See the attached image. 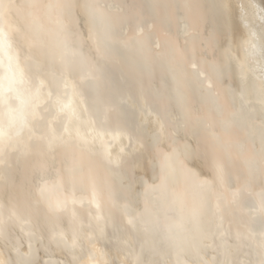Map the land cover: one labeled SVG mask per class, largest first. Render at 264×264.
<instances>
[{"label": "bare ground", "instance_id": "bare-ground-1", "mask_svg": "<svg viewBox=\"0 0 264 264\" xmlns=\"http://www.w3.org/2000/svg\"><path fill=\"white\" fill-rule=\"evenodd\" d=\"M90 2L128 46L118 45L115 58L98 65L95 78L73 64L63 72L67 89L50 75L60 77L62 70L49 62L48 48L35 42L34 17L55 31L49 23V0H38L35 7L30 0H4L0 8V30L5 34L0 75L19 64L25 96L44 82L40 95L32 99L36 115L29 107L24 124L10 126V109L16 110L19 100L5 81L0 124L8 136L0 144V211L5 217L0 260L16 264L33 240L34 255L56 264H72L73 255L82 264H92L89 256L96 257V264H264V108L258 103L261 85L256 71L261 56L245 54L249 29L240 28L236 6L241 0H61L71 5L62 9L69 49L84 57L94 56L99 30L83 7ZM58 11L52 10L53 19ZM250 24L262 35L258 19ZM146 34L151 40L141 50L134 38ZM54 38L44 37L49 45ZM193 63L203 74L202 83L190 75ZM181 69L189 74L186 84ZM178 81L183 101L177 94ZM65 92V103L75 109L71 123L63 120L56 105ZM182 112L189 116L187 124ZM63 123H68L73 143L57 141L49 148L53 136L69 139ZM77 128L81 134L97 136L95 143L83 148ZM116 129L124 131L115 147L116 152L124 147L122 164L111 175L97 170L99 209L91 202L87 184H78L74 192L83 203H70L66 212L53 215L35 204L36 188L43 180L64 177L72 196L65 170L82 151L96 159L102 141L111 139L100 134ZM154 135L160 136L158 147H153ZM185 143L195 152V159L185 164L197 176L182 177L177 184V190L186 193L184 204L170 205L149 193L146 206L145 185L158 182L160 150H182ZM217 163L223 166L222 179L216 175ZM205 179L211 184L193 220L189 209L200 200L196 184ZM12 212L15 216L8 219ZM130 218H136L134 224L128 223ZM50 231H63L69 240L75 235L79 247L69 250L49 243ZM29 232L44 236L47 251Z\"/></svg>", "mask_w": 264, "mask_h": 264}, {"label": "snow or ice", "instance_id": "snow-or-ice-1", "mask_svg": "<svg viewBox=\"0 0 264 264\" xmlns=\"http://www.w3.org/2000/svg\"><path fill=\"white\" fill-rule=\"evenodd\" d=\"M4 6V0H0V8ZM30 6H38V0H30ZM71 5L62 4L61 0H49V3L46 5L49 10V23L55 25V31L46 27L43 23L40 22L39 17H34V33L36 43H39L42 47L48 48V57L49 62L54 65H59L61 68V76L57 77L55 73H51L53 80L62 81L64 88H68V81L62 79L64 71H70L73 64H78L82 70L87 69V76L89 78H95V72H99L100 68L98 65H103L106 62H109L115 58V51L118 45L124 47L128 46V41L120 40L119 35L116 33L113 25L107 21L104 13L99 7L95 5L94 2L85 4L83 7L89 11V15L92 18L94 25H99V30L96 33V46L94 51V56L84 57L81 53L76 50H70L67 42V37L69 33L66 30L64 24L62 9L70 7ZM222 8H225V5H221ZM237 10L239 12V23L240 28L249 29L248 40L244 41V51L247 56L255 57L258 53L261 56V60L257 64L256 71L259 75L257 79L260 81V90L258 103L261 104L264 108V0H241L237 4ZM53 9L61 10L58 11L57 15L53 19L51 17V12ZM258 19L261 22V33L262 35L258 36L255 28L251 27L250 20ZM137 27H140V23H137ZM140 31L143 32V28L140 27ZM54 35V40L51 44H46L44 37ZM133 39V38H130ZM137 45L142 50L145 47L147 42H150V35H143L138 38H134ZM5 34L0 30V51L4 49ZM71 51L72 59H69V52ZM78 58V59H77ZM10 64L12 58H9ZM39 70V65L36 66ZM193 72L190 74L195 83H202L199 80V77L203 74L198 72L197 65L192 64ZM8 75H0V104L6 102L5 97V81L8 84V90L15 91L17 99L19 100V106L16 110H11L9 112V121L10 126H15L18 122L23 125L27 117V109L32 108V114L35 113V105L32 104V99L38 97L41 92V88L44 85V82L41 81V87L35 89L34 92L30 93L28 96L24 95L23 86L25 85V75L23 69L19 67V64L16 65L15 70L9 67ZM189 74L181 69V81L187 83ZM177 84V94L181 101H183V96L180 94V82ZM20 85L21 87H17ZM51 93H49V96ZM65 97H67V92L64 93L63 97L58 96L56 99V105L59 113H63V120H67L68 123H71L72 119L75 117V109L71 106V103H65ZM99 120V116H97ZM189 116L186 113L182 112L181 120L184 124L188 123ZM68 123H63L64 132L69 134V139L67 141L63 140L61 137L53 136L48 140L49 148H52L57 141L60 143L72 144L73 140L71 139V129L68 126ZM103 128V125H102ZM163 130V126H161ZM76 135L79 138L83 148L87 149L90 144L95 143L97 136H91L81 134L79 128L76 129ZM100 135H110L111 139L109 141H102V152H99L96 159H93L91 156L85 154L84 151L80 153L78 158L74 157L71 167L67 168L66 174L68 176V183L71 185L72 196H69V188L66 187L64 177L59 178L55 181L43 180L36 188L37 200L35 204L37 206L42 205L47 209L48 213L56 215L61 212H66L68 210V205L83 203V201H77L74 192L76 186L87 184L91 189V202L95 204L97 209H99L100 204L98 202V195L101 191V182L98 179L97 170L102 169L106 175L114 174L117 169L120 168L122 164V153L124 152V147L121 146L119 152L115 151V147L121 143V136L124 135L123 130H113L112 132H102ZM8 136V130L0 124V144L3 143L5 137ZM171 139V136L169 137ZM131 139V137H129ZM153 147H158L160 144V136L154 135L152 137ZM176 144V141L173 139V145ZM2 151V148H0ZM160 159L161 163L160 174L158 182L145 185V203L147 206V196L149 193L153 194L154 199L166 200L170 205H183L186 193L177 190V184L182 177L192 178L197 176V173L185 164V161L191 162L195 159V152L192 148V145L185 143L183 149L177 147H172L170 150H160ZM183 157V159H181ZM85 160L87 164H85ZM217 178L222 179L223 177V166L220 163H217L215 166ZM43 171H46L43 170ZM211 181L199 180L197 181V188L199 190L200 200L195 203L189 209V215L193 220H195L203 208V194L208 191ZM104 187L107 189V193L110 200L114 202V193L112 192L111 186L106 182ZM15 216V212H12L8 219H11ZM75 217V214L73 213ZM97 220L100 219L99 216L96 217ZM136 218H130L128 220L129 224H134ZM4 224L5 217L3 211H0V236L4 234ZM29 236L33 237L34 240L47 251L46 246L44 245V236L37 235L36 233L29 232ZM33 240L28 242V252L21 254L20 257L16 260V264H56V261H53L51 258L47 260H40L34 255L33 252ZM49 243H55L58 247H63L65 249H76L79 247L78 239L73 235L72 239L69 240L67 235L63 231H50ZM37 252L39 249L36 250ZM51 257V256H49ZM89 260L92 264H96V257L89 256ZM0 264H5L4 261L0 260ZM60 264H63L61 261ZM72 264H82L79 257L76 255L72 256Z\"/></svg>", "mask_w": 264, "mask_h": 264}]
</instances>
